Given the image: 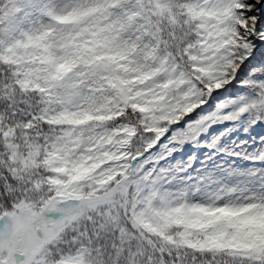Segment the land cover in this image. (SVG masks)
Segmentation results:
<instances>
[{"label": "snow or ice", "instance_id": "snow-or-ice-1", "mask_svg": "<svg viewBox=\"0 0 264 264\" xmlns=\"http://www.w3.org/2000/svg\"><path fill=\"white\" fill-rule=\"evenodd\" d=\"M0 264H264V0H0Z\"/></svg>", "mask_w": 264, "mask_h": 264}]
</instances>
